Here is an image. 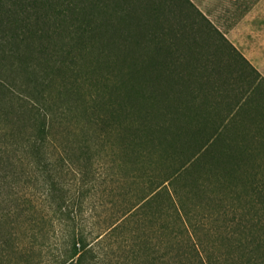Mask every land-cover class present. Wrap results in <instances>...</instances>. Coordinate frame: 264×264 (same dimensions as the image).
I'll return each instance as SVG.
<instances>
[{"label": "trees", "instance_id": "16d2710c", "mask_svg": "<svg viewBox=\"0 0 264 264\" xmlns=\"http://www.w3.org/2000/svg\"><path fill=\"white\" fill-rule=\"evenodd\" d=\"M263 85L191 0H0V264H252Z\"/></svg>", "mask_w": 264, "mask_h": 264}, {"label": "rangeland", "instance_id": "374dc122", "mask_svg": "<svg viewBox=\"0 0 264 264\" xmlns=\"http://www.w3.org/2000/svg\"><path fill=\"white\" fill-rule=\"evenodd\" d=\"M199 11L206 16L207 19L220 30L229 41L243 54L250 63L260 69L264 67V0H191ZM194 11V10H193ZM231 31V32H230ZM230 32V33H229ZM227 35V36H228ZM184 42L187 43L186 37ZM204 45L207 41L200 39ZM211 50H215L217 41L215 39L208 40ZM185 45V44H184ZM206 45V44H205ZM199 56L190 58L189 55L184 56V99L188 101V107L197 109L204 99V93L201 91V83L205 81L206 75L202 72ZM191 62L189 66L188 62ZM237 71L233 72L231 82L234 83L235 89L247 88L248 85L242 84ZM258 82L255 75L251 79ZM263 77V76H262ZM264 87V85H263ZM210 88V86L206 87ZM211 89V88H210ZM177 103V102H176ZM227 106L223 104V108ZM201 107V106H200ZM203 109L200 108V110ZM191 143L184 142V155L189 154ZM240 213V211H238ZM242 213V212H241ZM239 218V217H238ZM233 222V232L236 239L241 236L246 237L247 232L242 229L243 226H249L250 223ZM264 223V222H263ZM220 225V223H218ZM225 247L221 244L216 246L217 253L224 251ZM237 253V248L233 249ZM239 253V252H238ZM264 258V250L253 254L252 264H259V260Z\"/></svg>", "mask_w": 264, "mask_h": 264}, {"label": "crops", "instance_id": "0c3cea01", "mask_svg": "<svg viewBox=\"0 0 264 264\" xmlns=\"http://www.w3.org/2000/svg\"><path fill=\"white\" fill-rule=\"evenodd\" d=\"M231 32V31H230ZM229 32V33H230ZM228 34H226V38H229V36H231V35H228ZM229 40V39H228ZM233 44V43H232ZM246 58V57H245ZM247 59V58H246ZM248 60V59H247ZM249 61V60H248ZM250 62V61H249ZM256 68V67H255ZM257 69V68H256ZM257 71L264 77V67H262V68H260V69H257Z\"/></svg>", "mask_w": 264, "mask_h": 264}]
</instances>
